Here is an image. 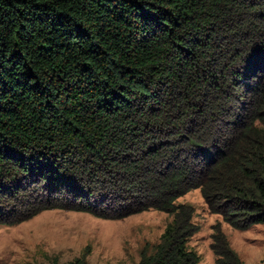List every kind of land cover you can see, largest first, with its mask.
I'll return each mask as SVG.
<instances>
[{
    "label": "trees",
    "instance_id": "obj_1",
    "mask_svg": "<svg viewBox=\"0 0 264 264\" xmlns=\"http://www.w3.org/2000/svg\"><path fill=\"white\" fill-rule=\"evenodd\" d=\"M194 188L264 223V0H0V224L159 210L137 264H200ZM210 247L245 264L218 222Z\"/></svg>",
    "mask_w": 264,
    "mask_h": 264
},
{
    "label": "rangeland",
    "instance_id": "obj_2",
    "mask_svg": "<svg viewBox=\"0 0 264 264\" xmlns=\"http://www.w3.org/2000/svg\"><path fill=\"white\" fill-rule=\"evenodd\" d=\"M176 202L192 206L198 231L187 245L200 264H215L212 225L220 224L231 247L245 264H264V223L237 230L210 213L200 190L191 189ZM171 215L159 210L104 219L87 212L47 209L13 225L0 224V264H66L86 252L87 264H137L141 249L158 242Z\"/></svg>",
    "mask_w": 264,
    "mask_h": 264
}]
</instances>
